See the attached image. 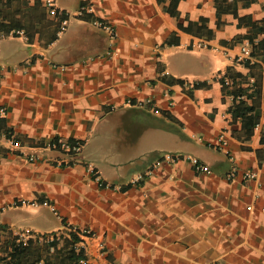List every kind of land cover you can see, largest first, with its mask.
Segmentation results:
<instances>
[{"label":"crops","instance_id":"0c3cea01","mask_svg":"<svg viewBox=\"0 0 264 264\" xmlns=\"http://www.w3.org/2000/svg\"><path fill=\"white\" fill-rule=\"evenodd\" d=\"M36 1L55 21L44 0L16 2ZM56 6L68 23L54 41L55 25L0 39V225L72 227L89 264H264V60H238L264 40L252 26L264 0H234L239 17L216 0ZM228 68L249 90L260 83L253 135L231 112ZM60 140L82 148H54ZM46 212L52 228L34 224Z\"/></svg>","mask_w":264,"mask_h":264},{"label":"trees","instance_id":"16d2710c","mask_svg":"<svg viewBox=\"0 0 264 264\" xmlns=\"http://www.w3.org/2000/svg\"><path fill=\"white\" fill-rule=\"evenodd\" d=\"M19 0H0V39L16 35V31L22 30L32 39L33 33L40 28L46 29L55 25L54 34L51 40L54 41L60 31L66 25L63 21L67 15L55 16V21L48 18L46 10L40 1H36L32 6H23ZM219 4L218 12L232 11L238 16L234 6V0H216ZM225 2H228L226 8ZM242 22L244 18H239ZM250 24V23H249ZM254 30L264 33V20L252 22ZM190 31V28H185ZM254 37L250 39L253 40ZM251 55L260 56L264 60V40L258 44L253 43ZM244 62H249L245 60ZM232 71L228 68L225 76L221 78L224 91L232 94L235 104L231 112L235 117H240L250 135L254 134L256 125L261 120L260 83L255 82L253 90L243 87L235 78L240 76L230 75ZM226 77L233 78L232 83L226 82ZM253 100L250 105L248 100ZM4 118H0V122ZM25 234V235H24ZM83 239L80 232L74 228L62 232L53 233H17L7 226L0 225V264H89L86 249L83 246Z\"/></svg>","mask_w":264,"mask_h":264},{"label":"built area","instance_id":"2783aa9c","mask_svg":"<svg viewBox=\"0 0 264 264\" xmlns=\"http://www.w3.org/2000/svg\"><path fill=\"white\" fill-rule=\"evenodd\" d=\"M44 4H45V7H46L48 13L50 15H52V16L67 15V14H65L64 12L60 11L57 8L56 0H44ZM87 12H88V7L87 6H83L79 10V15L83 16ZM63 23L67 26L68 18H66L63 21ZM93 24H95L96 26H98L100 28H103L106 31H108L111 39L115 40L117 38V32H116L115 28L111 24H108L107 22H105L103 20H94ZM16 35L26 36L25 32L22 31V30L16 31ZM112 53L113 52L111 50H109V52L107 54L108 55H112ZM250 56H251V50L247 46H243L242 49H241V53L239 55L238 60L240 62H244L245 60H251ZM228 82H229V80L227 81V83ZM5 113H6V108L4 106L0 105V116H3ZM259 127H261V122H259L256 125L255 129H257ZM222 142H223V144H226V141L224 139L222 140ZM52 146L54 148L62 149V150H65V151L74 150L76 152H79L81 150V148H82V143L79 142V141H77L75 143H70L68 141L60 140V141L55 142ZM180 158H185V157L184 156H181V157L180 156H175V155H172V154H166L164 156V159L166 161H175V160L180 159ZM186 158L191 160L194 163V165L197 167V169L202 170L204 172H210V168L208 166L202 164L197 158H194V157H186ZM234 176H235L234 174H230L229 177L232 179ZM253 176H255V173H253V172L246 173V177H248V178L253 177ZM52 210L55 211L56 209L54 207H52Z\"/></svg>","mask_w":264,"mask_h":264},{"label":"rangeland","instance_id":"374dc122","mask_svg":"<svg viewBox=\"0 0 264 264\" xmlns=\"http://www.w3.org/2000/svg\"><path fill=\"white\" fill-rule=\"evenodd\" d=\"M44 219L47 222H42V221L39 222V220H38V221H35L34 224L37 225L38 227L52 228L55 225V221L57 220V218L55 216H52L50 212H48L46 214V216L44 217ZM17 232H20V230H17Z\"/></svg>","mask_w":264,"mask_h":264}]
</instances>
